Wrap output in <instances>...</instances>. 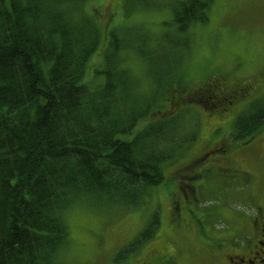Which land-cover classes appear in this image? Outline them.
<instances>
[{
  "label": "trees",
  "instance_id": "trees-1",
  "mask_svg": "<svg viewBox=\"0 0 264 264\" xmlns=\"http://www.w3.org/2000/svg\"><path fill=\"white\" fill-rule=\"evenodd\" d=\"M85 1L0 0V264H60L69 239L63 216L74 201L140 206L165 179L163 163L195 138L192 130L183 135L178 116L159 108L170 92L172 101H184L191 82L182 80L178 89L174 82L150 101L110 51L105 82L90 87L84 74L100 30L83 11ZM208 6L179 2L174 19L185 30L207 19ZM140 120L146 123L138 132L122 137ZM263 124L264 98L237 116L234 136L251 139ZM158 224L153 218L151 225ZM141 234L113 261L125 259Z\"/></svg>",
  "mask_w": 264,
  "mask_h": 264
},
{
  "label": "rangeland",
  "instance_id": "rangeland-1",
  "mask_svg": "<svg viewBox=\"0 0 264 264\" xmlns=\"http://www.w3.org/2000/svg\"><path fill=\"white\" fill-rule=\"evenodd\" d=\"M182 1L186 0L85 1L83 11L94 17L100 30L99 45L84 74L89 86L95 89L98 84L100 88L105 82L106 55L112 51L117 68L128 71L134 89L145 93L150 101L162 93L165 96L179 75L199 81L216 68L228 71L230 79H255L256 88L223 116L214 110L213 104L217 103L211 90L200 94L209 113L199 104L198 111L177 107L170 112L167 101L162 103L160 109L183 122V135L192 130L196 138L184 139L185 150L163 163L165 179L149 188L140 206L104 208L88 198L74 201L63 216L69 239L60 251V264H137L139 259L154 264L158 253L177 245L184 250L195 242L192 224H185L183 215H176L174 221L169 216L173 188L168 177L173 163L186 158L183 154L189 146L206 136L224 139L226 152L237 158L241 172L235 177H218L212 170L204 172V188L189 212L198 220V248L205 246L198 258L188 260L192 264H227V253L213 255L208 245L231 246L228 237L237 229L253 230L257 200L264 197V124L251 139H240L234 136V122L241 112L264 98V0H208L207 19L195 20L185 30L174 19V8ZM106 5L110 12L103 15ZM143 123L146 121L140 120L131 134L122 137L131 138ZM155 217L159 224L153 227ZM139 234L142 242L121 262L113 261L116 252ZM235 242L242 247L251 241L238 237ZM253 260V264H264V253Z\"/></svg>",
  "mask_w": 264,
  "mask_h": 264
},
{
  "label": "flooded vegetation",
  "instance_id": "flooded-vegetation-1",
  "mask_svg": "<svg viewBox=\"0 0 264 264\" xmlns=\"http://www.w3.org/2000/svg\"><path fill=\"white\" fill-rule=\"evenodd\" d=\"M103 8V15L110 12L108 5ZM182 80L191 82L190 84L193 85L186 87L183 94L180 95L184 101H172L171 95L173 94L170 92L169 109L183 106L198 111V104L201 106L200 101H202L200 94L202 95V93L209 90L214 93L217 105L226 106L227 109H235L238 106L237 103L243 101L246 95H249V92L254 87L256 88L254 85L255 79H230L228 71H221L217 68L200 81H190L180 75L175 82V89L183 88ZM177 84L180 86H177ZM177 91L174 93L176 96L179 94ZM203 110L207 111L206 108ZM183 156L186 158L180 159L178 163H173L171 175L168 177L169 184L173 188V196L169 197L173 208L170 209L169 216L174 221L176 215V218L179 215H183L184 223L192 224L195 228L197 239L195 242H190L184 250L177 245L161 254H157L154 264H192L193 261L189 262L188 257L194 258L196 256L198 258L199 251L204 248L205 244L198 248V220L194 216L192 218L189 209L191 205L198 202V192L204 188L201 177L204 172L209 170H212L214 175L218 177H235L241 172L237 158L226 152L225 141L222 138L214 139L211 136H206L196 145L190 146ZM236 237H244L250 239L251 242L241 247L234 242ZM228 238L232 240L231 246L227 244L223 246L208 245V252L218 255L225 251L227 253V264H239L245 261L253 264V259L259 257L260 252L264 253V241L262 240L264 238V197H260L257 200V212L253 222V230L250 228L237 229L236 233ZM137 264L151 263L146 259H141Z\"/></svg>",
  "mask_w": 264,
  "mask_h": 264
}]
</instances>
